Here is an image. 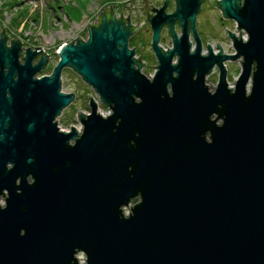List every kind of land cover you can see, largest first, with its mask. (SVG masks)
<instances>
[{
	"label": "water",
	"instance_id": "95a60500",
	"mask_svg": "<svg viewBox=\"0 0 264 264\" xmlns=\"http://www.w3.org/2000/svg\"><path fill=\"white\" fill-rule=\"evenodd\" d=\"M204 1L145 2L138 26L105 8L46 76L49 54L0 30V264H264V0H209L239 31L232 55L202 53ZM147 24L150 78L129 48ZM65 69L110 112L88 97L81 131L57 126Z\"/></svg>",
	"mask_w": 264,
	"mask_h": 264
},
{
	"label": "rangeland",
	"instance_id": "374dc122",
	"mask_svg": "<svg viewBox=\"0 0 264 264\" xmlns=\"http://www.w3.org/2000/svg\"><path fill=\"white\" fill-rule=\"evenodd\" d=\"M142 1L144 0H0V30H5L9 40H20L23 49L41 48L49 54L50 62L47 68L49 71L45 70L38 75L46 76L51 74V70L58 61L56 55L58 48L77 38L85 40L88 26L96 22L103 9L114 7L118 17L120 7L124 18L131 14V16L137 17L133 21L138 23L142 18L140 12ZM147 1L155 2L156 5L160 4L159 0ZM169 10H173V6ZM195 26L198 36L200 35L202 53L208 54L207 46L212 49L214 54H217L220 49L226 55L234 53L227 33L232 32L239 36V31L232 21L222 18L221 12L209 0H205L201 5ZM138 32L134 38L143 37L144 40L143 44L136 45L138 47L136 50H142L144 55L151 56L149 51L150 29L145 26ZM176 32L179 33V29H176ZM162 36H164L163 31ZM240 36L245 37L241 32ZM190 42L194 46L192 37H190ZM160 44L165 48H171V39L166 36V32ZM217 44L220 49L217 48ZM129 48L133 49L131 46ZM151 62H153L152 59ZM224 66L228 86L233 88L240 71V60L225 62ZM153 69L150 62H147L146 68L142 72L150 78L154 72ZM217 79L218 71L215 69L206 80V85L211 91H214ZM61 91L74 94L73 102L56 119L57 126L61 131H70L71 127L81 131L77 114H89L88 97L98 103L100 114L105 115L108 112L99 102L98 96L93 90L69 69H65L61 75ZM0 204L3 205V201H0ZM123 214L128 216L129 209L124 208ZM77 258L80 263H83L85 259L82 254H78Z\"/></svg>",
	"mask_w": 264,
	"mask_h": 264
},
{
	"label": "flooded vegetation",
	"instance_id": "af4514ba",
	"mask_svg": "<svg viewBox=\"0 0 264 264\" xmlns=\"http://www.w3.org/2000/svg\"><path fill=\"white\" fill-rule=\"evenodd\" d=\"M153 1H155V0H153ZM143 2V4H141L142 6H141V8H140V12H141V16H142V18H141V21L140 22H138V23H135V21H133V20H136V16H131V14H129V17H130V20H131V23H132V25H136V26H138L142 21H144L145 20V16H146V11L144 10V6H145V2H146V5L147 6H149V10L150 9H157V8H160L161 6H162V4H163V2H164V0H159V2H160V4H158L157 3V5L155 4V2H148V1H146V0H144V1H142ZM152 6V7H151ZM172 6H173V10H169V9H171L172 8ZM124 10V9H123ZM169 10V11H168ZM117 11V10H116ZM174 11V0H169V2H168V8H167V10H166V12L167 13H171V12H173ZM147 12H148V10H147ZM128 16V15H127ZM145 26H147L149 29H150V27H149V25L147 24V25H145ZM144 26V27H145ZM144 27L142 28V29H144ZM196 27V26H195ZM146 29V28H145ZM176 29H178V26H177V24H175V30ZM162 31H163V33H164V36H165V32H166V30L165 29H162L161 30V33H160V39H159V43L158 44H160L162 41H163V38H164V36H162ZM165 31V32H164ZM139 33V32H138ZM138 33H136L135 35H137ZM198 34V33H197ZM135 35L134 36H132L131 38H133V37H135ZM151 36H152V32H151V30H150V45H149V51H150V55L151 56H146V55H144V53H143V51H142V53H141V51H139V50H136V48H138L136 45L135 46H133V49L135 50V56H138V57H140V54H141V61H142V63H143V68H142V70L143 69H145L146 68V64H147V62H150V64L152 65V67H154V69L152 70V71H154L155 70V66H156V60H155V57H154V54H153V52H152V50H151ZM167 36V35H166ZM200 36V35H199ZM190 37H192V36H190ZM130 38V39H131ZM170 39V38H169ZM130 41V40H129ZM138 54V55H137ZM151 59L153 60V62H151ZM47 70V69H46ZM214 71V70H213ZM143 73V72H142ZM154 73V72H153ZM153 76V74L152 75H150V77H152Z\"/></svg>",
	"mask_w": 264,
	"mask_h": 264
},
{
	"label": "trees",
	"instance_id": "16d2710c",
	"mask_svg": "<svg viewBox=\"0 0 264 264\" xmlns=\"http://www.w3.org/2000/svg\"><path fill=\"white\" fill-rule=\"evenodd\" d=\"M143 40L144 38L143 37H139V38H131L130 41H129V46L133 47L139 43L143 44ZM49 71V69L47 70ZM71 71V70H70ZM73 72V71H72Z\"/></svg>",
	"mask_w": 264,
	"mask_h": 264
},
{
	"label": "built area",
	"instance_id": "2783aa9c",
	"mask_svg": "<svg viewBox=\"0 0 264 264\" xmlns=\"http://www.w3.org/2000/svg\"><path fill=\"white\" fill-rule=\"evenodd\" d=\"M147 1V0H146ZM245 36V35H244ZM244 39H245V37H244ZM83 41H85L84 39H82ZM159 46L161 47V49L163 50V51H166L168 48H165L162 44H159ZM134 58L135 59H137L138 58V56H134ZM50 60V59H49ZM214 72V71H213ZM96 103V102H95ZM97 104V106H98V103H96ZM108 111V110H107ZM110 112L108 111L107 112V114H105V115H103V114H101L102 116H107L108 114H109ZM61 131V130H60ZM62 131H64V130H62ZM78 131H80V130H78ZM64 132H68V131H64Z\"/></svg>",
	"mask_w": 264,
	"mask_h": 264
},
{
	"label": "bare ground",
	"instance_id": "6f19581e",
	"mask_svg": "<svg viewBox=\"0 0 264 264\" xmlns=\"http://www.w3.org/2000/svg\"><path fill=\"white\" fill-rule=\"evenodd\" d=\"M204 54V53H203ZM77 130H79V129H77Z\"/></svg>",
	"mask_w": 264,
	"mask_h": 264
}]
</instances>
